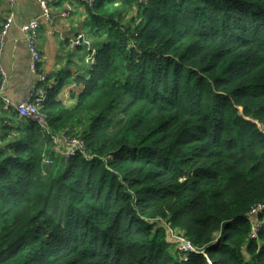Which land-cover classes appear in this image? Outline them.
Listing matches in <instances>:
<instances>
[{
	"label": "trees",
	"instance_id": "trees-1",
	"mask_svg": "<svg viewBox=\"0 0 264 264\" xmlns=\"http://www.w3.org/2000/svg\"><path fill=\"white\" fill-rule=\"evenodd\" d=\"M66 1L94 53L40 49L44 125L0 101V264H264V0Z\"/></svg>",
	"mask_w": 264,
	"mask_h": 264
},
{
	"label": "crops",
	"instance_id": "crops-1",
	"mask_svg": "<svg viewBox=\"0 0 264 264\" xmlns=\"http://www.w3.org/2000/svg\"><path fill=\"white\" fill-rule=\"evenodd\" d=\"M56 2L58 0L52 3L51 20H42L38 31V44L43 53L42 69L49 74L60 66V62H64L56 54L59 39L76 34L71 32V24L65 25L66 21L58 16L60 8L55 7ZM76 2L74 1L75 9L78 10L73 16L80 19L82 8ZM9 5L10 0H0V21L5 20L9 14ZM40 12L41 8L36 0H15L12 7V23L4 40L2 65L7 74L5 95L16 104L28 98L36 85V75L30 70L27 41L20 27ZM61 56L65 59L63 52Z\"/></svg>",
	"mask_w": 264,
	"mask_h": 264
},
{
	"label": "built area",
	"instance_id": "built-area-1",
	"mask_svg": "<svg viewBox=\"0 0 264 264\" xmlns=\"http://www.w3.org/2000/svg\"><path fill=\"white\" fill-rule=\"evenodd\" d=\"M41 8V12L39 15L34 16L26 23L22 24L21 31L25 35V39L27 41L28 50L30 53V70L32 73L36 75V85L30 93L29 97L25 100L21 101L19 104L14 103L8 96L5 95L6 84H7V74L2 65V55L4 49V40L7 35L8 29L12 23V7L15 0H10L9 5V14L5 18V20L0 22V101H3L5 106L13 105L15 109L19 112L21 116L33 117L40 121L41 117L38 112L39 105L45 99L44 86L37 85V82H41L45 80V73H38V64L41 61L40 48L38 46V31L40 28V23L42 20H51L52 18V3L54 0H36ZM88 3L93 2V0H86ZM142 1V0H141ZM74 10L73 6L68 2H64L62 8L58 12V16L62 18L68 17L71 12ZM73 43L86 44L84 42L87 41L84 33H78L76 35ZM71 41V40H70ZM76 43V44H77ZM87 61H89L87 59ZM90 62V61H89ZM52 144L59 156H62L66 159L72 157L78 150H83L84 144L83 142L75 137L66 136L65 133H59L51 136ZM44 163H52L50 159H44ZM264 209V203L258 204L253 208L249 213L250 214H258ZM251 222V233L250 236L252 238L257 237V228L259 225L253 223L252 218ZM168 235L170 239L174 243V248L178 253L186 255L189 252H196L204 255L208 259L207 254L205 253L203 248L197 249L194 247L190 241H188L183 235L174 232L169 229Z\"/></svg>",
	"mask_w": 264,
	"mask_h": 264
},
{
	"label": "rangeland",
	"instance_id": "rangeland-1",
	"mask_svg": "<svg viewBox=\"0 0 264 264\" xmlns=\"http://www.w3.org/2000/svg\"><path fill=\"white\" fill-rule=\"evenodd\" d=\"M61 18H59V19H61ZM62 19H64V21H66L65 22L66 23L65 25H67V23H70L71 24L72 27H71L70 30H71L72 33H77V32L78 33H82V31H83V33H84V35H85V37L87 39V36H88L87 35V30H88L87 25L83 24V27H81L80 25L77 27V22L80 20L78 18V16L75 17L71 13L68 17L62 18ZM70 37L72 39H75L76 38V35L75 34H71ZM72 39H71L72 44L69 47H67L65 44L64 45L63 44H60V42H63V40H64L63 38H60L59 39V42H57V52H56V54H57L58 57H61L64 60V62H62V63L60 62V66L58 68H68V69L73 70V71H74V69H78L79 68L80 70L83 69V74L87 75V73L89 71V66H90L88 64L87 59L89 60V58L92 57V55L94 53V49L92 48L89 53L88 52L77 51V49H75L73 47L79 46V43H77V42H76L77 44L76 43H73L74 40H72ZM90 40L87 39V41L84 42V43H86V45L88 46V48L91 47V44L93 42L92 40L91 41ZM70 49H73V50H70ZM61 52L64 53L65 59L61 56ZM71 53H73L72 54L73 59L71 58L72 60H70L69 57H68V54H71ZM66 55H67V57H66ZM83 57L85 59H83ZM70 87L71 86L67 85L66 87H64L62 89V93H63L64 96L67 95V91H68V89ZM68 136H70V135H68ZM261 212H263V210ZM261 212H259V213H261ZM251 218L253 220V223H255L257 225H260L262 223V220L261 219H258L257 214H253V215L250 214V219Z\"/></svg>",
	"mask_w": 264,
	"mask_h": 264
},
{
	"label": "water",
	"instance_id": "water-1",
	"mask_svg": "<svg viewBox=\"0 0 264 264\" xmlns=\"http://www.w3.org/2000/svg\"><path fill=\"white\" fill-rule=\"evenodd\" d=\"M17 104H19V103H17ZM40 123H41L42 125H44V121H43L42 119H40Z\"/></svg>",
	"mask_w": 264,
	"mask_h": 264
},
{
	"label": "clouds",
	"instance_id": "clouds-1",
	"mask_svg": "<svg viewBox=\"0 0 264 264\" xmlns=\"http://www.w3.org/2000/svg\"><path fill=\"white\" fill-rule=\"evenodd\" d=\"M259 219V218H258Z\"/></svg>",
	"mask_w": 264,
	"mask_h": 264
}]
</instances>
